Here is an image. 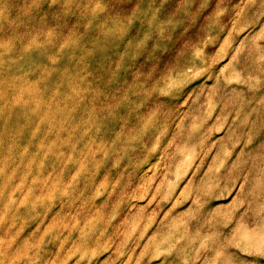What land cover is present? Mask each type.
<instances>
[{"label": "rangeland", "instance_id": "1", "mask_svg": "<svg viewBox=\"0 0 264 264\" xmlns=\"http://www.w3.org/2000/svg\"><path fill=\"white\" fill-rule=\"evenodd\" d=\"M0 264H264V0H0Z\"/></svg>", "mask_w": 264, "mask_h": 264}]
</instances>
